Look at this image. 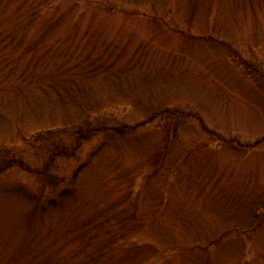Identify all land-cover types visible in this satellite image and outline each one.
<instances>
[{
    "label": "rangeland",
    "instance_id": "obj_1",
    "mask_svg": "<svg viewBox=\"0 0 264 264\" xmlns=\"http://www.w3.org/2000/svg\"><path fill=\"white\" fill-rule=\"evenodd\" d=\"M2 167L0 264H264V0H0Z\"/></svg>",
    "mask_w": 264,
    "mask_h": 264
},
{
    "label": "trees",
    "instance_id": "obj_2",
    "mask_svg": "<svg viewBox=\"0 0 264 264\" xmlns=\"http://www.w3.org/2000/svg\"><path fill=\"white\" fill-rule=\"evenodd\" d=\"M163 111H167L166 109L165 110H163ZM83 135H86V132H84L83 133ZM6 167V166H5ZM4 167V168H5ZM0 169H3V167L2 168H0ZM108 231V229H106V232ZM89 239H94L93 237H90ZM86 244H89V241H85V243H82L81 245H79V248H77V251H80L81 250V256H79V259H77L75 262L74 261H72V262H74V263H77V264H93L95 261H94V259H91V258H89L90 256H89V253L87 254H84V250H83V248H85V247H87V245ZM85 245V246H84ZM82 248H81V247ZM102 251L103 250H101V249H99V252H98V256H99V254L100 253H102ZM76 253V252H75ZM80 257H81V259H80ZM76 258H78V257H76ZM98 259V258H97Z\"/></svg>",
    "mask_w": 264,
    "mask_h": 264
}]
</instances>
